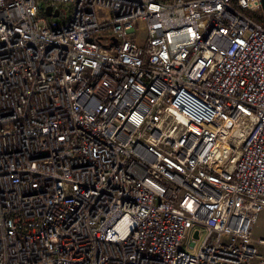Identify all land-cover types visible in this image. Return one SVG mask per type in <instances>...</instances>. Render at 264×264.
Listing matches in <instances>:
<instances>
[{"label":"built area","instance_id":"2783aa9c","mask_svg":"<svg viewBox=\"0 0 264 264\" xmlns=\"http://www.w3.org/2000/svg\"><path fill=\"white\" fill-rule=\"evenodd\" d=\"M260 14L0 0V264H264Z\"/></svg>","mask_w":264,"mask_h":264},{"label":"rangeland","instance_id":"374dc122","mask_svg":"<svg viewBox=\"0 0 264 264\" xmlns=\"http://www.w3.org/2000/svg\"><path fill=\"white\" fill-rule=\"evenodd\" d=\"M252 238L254 241H264V211L259 214L252 230ZM257 248L264 255V246L257 244Z\"/></svg>","mask_w":264,"mask_h":264},{"label":"water","instance_id":"95a60500","mask_svg":"<svg viewBox=\"0 0 264 264\" xmlns=\"http://www.w3.org/2000/svg\"><path fill=\"white\" fill-rule=\"evenodd\" d=\"M260 2H261L262 13H263V15H264V0H260ZM49 11H50V9H46V10H45L46 14H48Z\"/></svg>","mask_w":264,"mask_h":264},{"label":"trees","instance_id":"16d2710c","mask_svg":"<svg viewBox=\"0 0 264 264\" xmlns=\"http://www.w3.org/2000/svg\"><path fill=\"white\" fill-rule=\"evenodd\" d=\"M256 18L264 25V15L263 14H260Z\"/></svg>","mask_w":264,"mask_h":264}]
</instances>
